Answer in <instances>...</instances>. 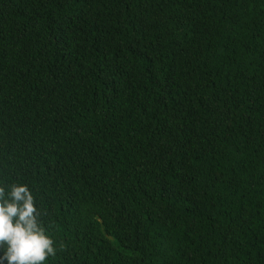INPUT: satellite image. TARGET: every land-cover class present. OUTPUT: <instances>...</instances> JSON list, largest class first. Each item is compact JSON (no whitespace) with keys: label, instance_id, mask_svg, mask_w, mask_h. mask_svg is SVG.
<instances>
[{"label":"trees","instance_id":"16d2710c","mask_svg":"<svg viewBox=\"0 0 264 264\" xmlns=\"http://www.w3.org/2000/svg\"><path fill=\"white\" fill-rule=\"evenodd\" d=\"M11 184L44 264H264V0H0Z\"/></svg>","mask_w":264,"mask_h":264},{"label":"clouds","instance_id":"9594fccd","mask_svg":"<svg viewBox=\"0 0 264 264\" xmlns=\"http://www.w3.org/2000/svg\"><path fill=\"white\" fill-rule=\"evenodd\" d=\"M0 186V264H44L55 256V241L41 227V213L27 185ZM61 248L63 245L60 246Z\"/></svg>","mask_w":264,"mask_h":264}]
</instances>
